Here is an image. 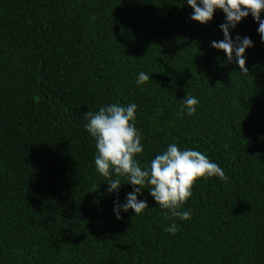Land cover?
I'll use <instances>...</instances> for the list:
<instances>
[{
    "label": "trees",
    "instance_id": "16d2710c",
    "mask_svg": "<svg viewBox=\"0 0 264 264\" xmlns=\"http://www.w3.org/2000/svg\"><path fill=\"white\" fill-rule=\"evenodd\" d=\"M192 11L185 0H0V264H264V42L251 15L231 31L254 42L244 74L210 47L223 12L200 24ZM141 71L151 79L137 86ZM186 93L199 100L191 116ZM130 102L142 166L175 142L224 170L193 185L190 220L166 216L147 189L149 208L114 215L132 186L107 191L85 114ZM173 221L175 235L163 230Z\"/></svg>",
    "mask_w": 264,
    "mask_h": 264
},
{
    "label": "clouds",
    "instance_id": "9594fccd",
    "mask_svg": "<svg viewBox=\"0 0 264 264\" xmlns=\"http://www.w3.org/2000/svg\"><path fill=\"white\" fill-rule=\"evenodd\" d=\"M193 10L190 19L200 24L210 22L214 13L220 10L224 14V22L219 25L223 38L212 40L210 47L222 50L227 63H235L239 70L248 74L246 64V49L254 46L249 36L230 33L246 17L251 15L258 22L257 32L264 42V0H185ZM150 76L141 71L137 74V86L149 81ZM199 100L194 95L186 93L182 99L181 113L188 116L197 110ZM138 105L108 103L101 105L98 111H88L85 129L95 141L96 154L94 165L97 171L107 180L109 193L119 196L122 184L131 185V191L126 192L123 202L117 198L113 202V213L121 219V212L132 210L134 215L141 214L149 208L143 189L154 199L157 206L165 210V215L179 218L180 221L190 220L192 209L183 210L182 206L193 195V185L199 178L217 177L226 180L224 170L218 163L212 161L206 154L195 149L180 148L177 143L167 144L166 150L157 153L147 164L141 165L138 154L143 153L142 132L136 127ZM115 176V178H112ZM120 177H125L126 183H121ZM150 186V187H146ZM165 232L175 235L180 225L173 221Z\"/></svg>",
    "mask_w": 264,
    "mask_h": 264
}]
</instances>
